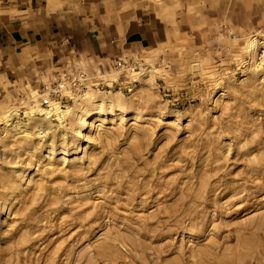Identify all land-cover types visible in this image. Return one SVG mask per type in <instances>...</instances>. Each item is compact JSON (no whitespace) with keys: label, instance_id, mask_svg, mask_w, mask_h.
I'll return each mask as SVG.
<instances>
[{"label":"rangeland","instance_id":"1","mask_svg":"<svg viewBox=\"0 0 264 264\" xmlns=\"http://www.w3.org/2000/svg\"><path fill=\"white\" fill-rule=\"evenodd\" d=\"M54 1L158 42L0 88V264H264V0Z\"/></svg>","mask_w":264,"mask_h":264},{"label":"crops","instance_id":"2","mask_svg":"<svg viewBox=\"0 0 264 264\" xmlns=\"http://www.w3.org/2000/svg\"><path fill=\"white\" fill-rule=\"evenodd\" d=\"M57 2L21 0L0 14V88L36 74L41 80L46 75L59 77L96 59L111 62L131 49L158 42L156 21L139 16L137 10L136 17L114 23V36L102 39L87 34L91 30L85 21Z\"/></svg>","mask_w":264,"mask_h":264},{"label":"built area","instance_id":"3","mask_svg":"<svg viewBox=\"0 0 264 264\" xmlns=\"http://www.w3.org/2000/svg\"><path fill=\"white\" fill-rule=\"evenodd\" d=\"M88 80L87 74L81 69H70L63 72L57 77L55 86L59 92L67 86H71L74 90L79 89Z\"/></svg>","mask_w":264,"mask_h":264},{"label":"bare ground","instance_id":"4","mask_svg":"<svg viewBox=\"0 0 264 264\" xmlns=\"http://www.w3.org/2000/svg\"><path fill=\"white\" fill-rule=\"evenodd\" d=\"M110 100V99H109ZM108 100V101H109ZM99 102H101V100L99 101ZM105 102V101H104ZM110 102H111V100H110ZM103 103V102H102ZM108 103V102H107ZM15 116L17 115V114H14ZM74 115H75V118L77 119V120H82L83 119V115H82V113H81V111H75L74 112ZM85 122V121H84ZM87 127V125L85 124L84 125V128H86ZM53 141V140H52ZM53 142H51V144H52ZM54 143H55V141H54ZM63 149V148H62ZM64 151V153L63 154H65L66 153V150H68V149H63ZM161 185V184H160ZM158 186V185H157ZM162 186V185H161Z\"/></svg>","mask_w":264,"mask_h":264}]
</instances>
